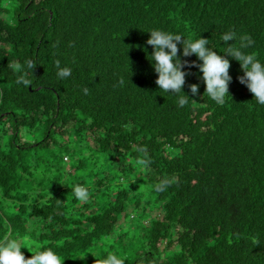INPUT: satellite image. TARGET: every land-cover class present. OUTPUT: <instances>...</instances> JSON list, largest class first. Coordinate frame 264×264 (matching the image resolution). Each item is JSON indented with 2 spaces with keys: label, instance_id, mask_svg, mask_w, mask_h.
I'll list each match as a JSON object with an SVG mask.
<instances>
[{
  "label": "trees",
  "instance_id": "trees-1",
  "mask_svg": "<svg viewBox=\"0 0 264 264\" xmlns=\"http://www.w3.org/2000/svg\"><path fill=\"white\" fill-rule=\"evenodd\" d=\"M153 29L209 39L221 55L234 30L264 60V0H0V239L30 237L38 247L26 258L52 247L64 264L109 253L124 264H264V105L228 57L226 102L193 67L180 108L156 84ZM27 60L34 73L18 72ZM57 60L70 77L57 76ZM72 146L83 157L67 168ZM145 195L162 203L161 219H149ZM136 213L149 227L121 236Z\"/></svg>",
  "mask_w": 264,
  "mask_h": 264
},
{
  "label": "clouds",
  "instance_id": "clouds-1",
  "mask_svg": "<svg viewBox=\"0 0 264 264\" xmlns=\"http://www.w3.org/2000/svg\"><path fill=\"white\" fill-rule=\"evenodd\" d=\"M150 38L147 44L152 46L153 52L149 56L150 62L155 73L158 75L156 84L159 90L168 95H175L180 108L187 105L189 96L185 93L184 86L186 77L192 75L191 69L198 68L202 76L198 79L203 80L206 85V93L218 105L226 102L229 95V84L232 76L229 74L231 67L230 57L239 62L243 75L238 77L242 85H246L248 90L254 95V99L259 105H264V60H261L256 53L248 52L254 41L246 34L239 35L234 30L225 32L221 39L228 45L224 55L219 54L209 45V39L186 38L184 35L166 31L162 29H153L149 31ZM239 40V46L235 42ZM229 41H233L229 45ZM195 56L197 60L189 61L182 59ZM200 61L201 63H198ZM25 65L16 64L18 72H26L31 70L34 73L36 64L32 60H27ZM57 76L60 79H66L72 75V69L67 66H61L59 60L56 61ZM18 83L25 86H31V81L26 79L24 75L18 78ZM123 83V80L120 81ZM192 96H196L199 91V84L188 85ZM89 89L85 88L84 93L87 95ZM141 164L147 165L146 160H141ZM172 183V180L164 179L156 185V189L164 191ZM75 197L81 202H88V189L82 185L74 188ZM38 247L30 243V237H13L11 231L9 235L0 239V264H64L62 256L52 247L44 250H36L31 252L33 255L26 258L22 249ZM30 252V251H29ZM100 264H124V260L115 253H109Z\"/></svg>",
  "mask_w": 264,
  "mask_h": 264
},
{
  "label": "rangeland",
  "instance_id": "rangeland-1",
  "mask_svg": "<svg viewBox=\"0 0 264 264\" xmlns=\"http://www.w3.org/2000/svg\"><path fill=\"white\" fill-rule=\"evenodd\" d=\"M25 135H26V137L23 136L24 140L31 141V142L33 141L30 136H28L27 134H25ZM71 151H73V152L76 153L77 158H74L73 160H71L67 164V166H66L67 168L72 167V165L75 163V160L76 159L83 157L81 154H79V151L76 148H74L73 146H72V150ZM139 178L142 179L143 176L142 175H139ZM144 199L146 201H143L145 203L143 205L147 206V208H148V217H149V219H152V218L161 219L162 218V203H158L150 195H145L144 196ZM142 219H143V215L141 213H136V219L135 220H128V219L122 220L120 222V226L122 227L121 236L125 234V235H128L132 240H134V239L137 240L136 237L139 235V232H140L139 229H138V227H144V228L149 227L146 224V222L144 220H142ZM121 236H119L118 239L117 238H114L113 239V243L112 244L110 243L108 249H110V246H113V244L119 245L120 237ZM127 243H129V241H127Z\"/></svg>",
  "mask_w": 264,
  "mask_h": 264
}]
</instances>
